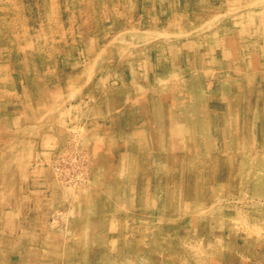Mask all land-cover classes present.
Listing matches in <instances>:
<instances>
[{"label":"rangeland","instance_id":"1","mask_svg":"<svg viewBox=\"0 0 264 264\" xmlns=\"http://www.w3.org/2000/svg\"><path fill=\"white\" fill-rule=\"evenodd\" d=\"M0 264H264V0H0Z\"/></svg>","mask_w":264,"mask_h":264},{"label":"bare ground","instance_id":"2","mask_svg":"<svg viewBox=\"0 0 264 264\" xmlns=\"http://www.w3.org/2000/svg\"><path fill=\"white\" fill-rule=\"evenodd\" d=\"M179 48V47H178ZM181 48V47H180ZM179 50V49H178ZM181 51V50H180Z\"/></svg>","mask_w":264,"mask_h":264}]
</instances>
